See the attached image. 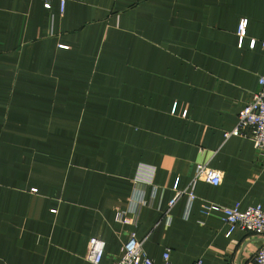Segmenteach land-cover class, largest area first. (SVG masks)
I'll list each match as a JSON object with an SVG mask.
<instances>
[{"label": "crops", "instance_id": "crops-1", "mask_svg": "<svg viewBox=\"0 0 264 264\" xmlns=\"http://www.w3.org/2000/svg\"><path fill=\"white\" fill-rule=\"evenodd\" d=\"M261 76L264 0H0V264H93L92 236L113 264L131 232L154 264H255L264 235L208 205L264 209L224 135Z\"/></svg>", "mask_w": 264, "mask_h": 264}, {"label": "built area", "instance_id": "built-area-1", "mask_svg": "<svg viewBox=\"0 0 264 264\" xmlns=\"http://www.w3.org/2000/svg\"><path fill=\"white\" fill-rule=\"evenodd\" d=\"M48 7L50 0H44ZM246 20H242L238 27L239 37L242 39L245 35ZM254 41L250 42V47H253ZM258 89L253 93L252 99L238 113L236 127L225 132V137L232 135L248 136L254 145V148L259 153V156L264 160V76L258 79ZM222 180V172L210 167L206 163L196 164L192 180L190 182L191 190L187 192L190 199L194 198L192 188L197 181H205L212 185L220 184ZM180 192L169 202L170 210L175 204ZM208 207L215 211H220L223 214V220L228 226V234L234 229L239 228L244 231L255 232L264 235V209L261 205L249 206L244 210L239 209V204L236 203L232 207L221 206L217 204H209ZM125 212H119L116 216L118 220H122ZM169 211L165 212V217L168 219ZM123 255L113 264H154L147 256L143 249V242L136 237L134 232L129 233L128 239L124 246ZM105 242L98 236L89 238L86 254V259L93 264H100L104 254ZM168 252L163 254L164 261L168 260ZM255 264H264V244L256 251L254 256Z\"/></svg>", "mask_w": 264, "mask_h": 264}]
</instances>
